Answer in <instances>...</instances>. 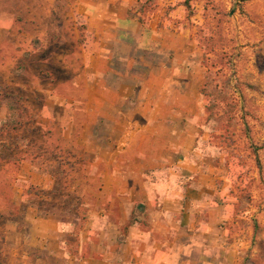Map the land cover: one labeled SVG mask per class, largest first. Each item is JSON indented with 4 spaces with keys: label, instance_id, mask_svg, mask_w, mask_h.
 <instances>
[{
    "label": "crops",
    "instance_id": "crops-1",
    "mask_svg": "<svg viewBox=\"0 0 264 264\" xmlns=\"http://www.w3.org/2000/svg\"><path fill=\"white\" fill-rule=\"evenodd\" d=\"M146 1H80L97 42L86 57L87 106L104 142L87 166L102 171L103 210L83 227L35 215L23 231L9 228L11 264L22 250V264L245 263L254 210L230 194L222 160L205 145L203 55L178 34L172 2L145 17Z\"/></svg>",
    "mask_w": 264,
    "mask_h": 264
},
{
    "label": "rangeland",
    "instance_id": "rangeland-1",
    "mask_svg": "<svg viewBox=\"0 0 264 264\" xmlns=\"http://www.w3.org/2000/svg\"><path fill=\"white\" fill-rule=\"evenodd\" d=\"M80 1L0 0V264L12 263L8 229L23 231L31 216L83 227L103 210L102 171L87 166L104 142L87 106L86 57L97 42ZM158 2H172L178 34L203 55L205 145L222 160L230 194L254 210L244 264H264V0H150L145 17Z\"/></svg>",
    "mask_w": 264,
    "mask_h": 264
},
{
    "label": "trees",
    "instance_id": "trees-1",
    "mask_svg": "<svg viewBox=\"0 0 264 264\" xmlns=\"http://www.w3.org/2000/svg\"><path fill=\"white\" fill-rule=\"evenodd\" d=\"M150 0H147L144 4H142L140 11L145 13L147 11V8L149 7L147 2Z\"/></svg>",
    "mask_w": 264,
    "mask_h": 264
}]
</instances>
